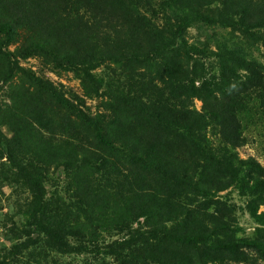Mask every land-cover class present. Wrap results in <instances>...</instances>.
Instances as JSON below:
<instances>
[{
  "label": "rangeland",
  "instance_id": "1",
  "mask_svg": "<svg viewBox=\"0 0 264 264\" xmlns=\"http://www.w3.org/2000/svg\"><path fill=\"white\" fill-rule=\"evenodd\" d=\"M109 1L0 0V22L8 21L12 25L0 30V262L129 264L132 259L126 256L129 253L121 244L135 233L145 232L148 226L141 213L142 209L149 208L167 213L163 219H172L170 224L174 227L189 229L195 219H203L206 229L213 231L212 239L221 241L227 237L252 239L257 229L264 227L250 214L252 196L230 188L223 177L211 179L216 184L209 195L181 183L163 181L154 171L136 166L110 147L103 146L93 127L85 125L47 93L35 91L21 69L11 72L10 58L1 47L6 34L10 33L9 49L20 55L44 29L53 27L51 23L62 26L68 15L75 17L64 10H75L72 6H77L81 17L82 12L87 15L91 10L109 13V16L114 13L126 28L121 13L115 12ZM140 1L127 5L132 13L161 24L167 16L176 15L172 10L179 9L182 15L183 7L186 8L184 0ZM263 3L264 0H189L187 13L204 11L212 19L235 21L240 26H222L217 21L202 19L192 22L186 32L189 44L200 46L206 54H194L191 58L192 62L198 61V66L196 71L191 70L196 75L191 76L187 86L175 85L181 87L177 92L178 104L186 105L191 113L206 114L212 104L231 94V90L220 89L217 84L230 79L247 81L250 73L246 67L253 72L261 71L263 76L262 86H248L249 91L254 97L264 94V20L258 9ZM80 22L84 23V19ZM19 57L21 67L51 83L89 116L103 120L110 129L117 128L120 108L116 93L129 88L125 86L130 81L129 67L114 60L96 68H85V65L62 66L37 53ZM227 60L236 71L235 76L222 68ZM147 70L139 67L134 77L147 81L151 78ZM189 87L201 93L186 98L185 90ZM261 96L257 100L259 105L264 102V95ZM25 99L30 109L15 111L24 105L19 100ZM133 112L126 115L138 124L137 132H141L142 139L146 136L144 129L149 130L156 124L143 113L134 115ZM120 122L121 116L118 124ZM214 125L216 121L209 126L213 145L219 136ZM244 125L243 143L236 152L240 159L253 158L264 168V111L255 112L252 118L246 116ZM164 132L168 136L165 155L170 156L172 152L175 159L181 160L179 133L173 129ZM30 178L38 179L43 185L45 202L41 206L35 203ZM203 207L215 217H204ZM258 209L259 214H264V204ZM209 219H213L211 224H207ZM224 223L227 227L221 226ZM68 226L77 236L67 233L70 232ZM46 228L64 231V243L54 244ZM129 230L134 233L129 235ZM81 245L88 248L82 249ZM148 249V245L140 241L134 252L142 258ZM149 250L154 255L161 251L162 255L157 258L163 256L162 262L178 252L180 264L181 261L182 264H264L256 249L243 245L233 251H220L205 244L177 249L176 244L161 247L156 243L150 245ZM162 262L149 259L147 263Z\"/></svg>",
  "mask_w": 264,
  "mask_h": 264
},
{
  "label": "trees",
  "instance_id": "2",
  "mask_svg": "<svg viewBox=\"0 0 264 264\" xmlns=\"http://www.w3.org/2000/svg\"><path fill=\"white\" fill-rule=\"evenodd\" d=\"M131 1L135 0L109 1L112 3L113 10L121 13L123 22H126V28L121 25L120 18L114 13L109 16V13L91 10L87 12V15L82 12L81 17L77 6H72L75 10H64L75 17L68 15L62 26H59V23H51L53 27L47 31L44 29L46 33L40 34L20 55L9 49L10 33L6 34L1 41V47L10 58L11 72L21 69L35 91L47 93L52 100L75 114L85 125L93 127L98 141L103 146L110 147L121 158L136 166L154 171L162 177L163 181L181 183L203 195H209L212 194V186L216 184V178L223 177L225 184H228L230 188H236L243 194L248 193L252 196L249 199L250 214L258 224L264 226V214L258 213L259 206L264 204V168L253 158L240 159L236 152L243 143L246 116L252 118L255 112L264 111V102L261 101L260 105L257 103L258 98L264 94L259 93L254 97L248 89V86L251 88L262 86L261 71L255 69L253 72L246 67L250 73L247 81L239 82L238 79L236 81L230 79L223 84H217L220 89L231 90V94L212 104L211 110L206 114L191 113L186 105L177 103L179 99L177 92L181 87L175 85L182 84L183 88L187 86L191 76L196 75L191 70L196 71L198 66V61L192 62L191 58L194 54H204L205 50L198 45L189 44L186 32L193 21L202 19L216 22L217 20L205 15L204 11L187 13L190 4L189 0H184L186 4V8L183 7L184 13L181 15L178 12L179 9L172 10L176 15L167 16V20L161 24L147 17L133 14L127 6L131 4ZM138 1L141 2L136 0ZM178 2L181 3V1ZM139 4H136V7H139ZM169 8H172V5ZM258 9L263 14L264 20V3L258 6ZM81 19H84V23L80 22ZM217 22L222 26H240L239 23L226 19ZM6 25L12 26L8 21H1L0 30H3ZM33 53L49 57L56 63L68 67L85 65V68H96L108 60L121 62L126 68L129 67L130 81L125 85L129 88L116 93V103L120 108L117 113L118 119L121 116L120 124L117 119V128L110 129L103 120L100 122L89 116L79 106L60 94L51 83L21 67L18 56L23 58ZM191 62L194 65L193 69L190 66ZM142 66L145 70L148 69L151 75L147 81H139L135 78L137 74L135 72ZM222 68L231 71V74L235 76L236 71L229 66L228 60ZM185 91L186 98H194L201 93L200 90L195 91V87H189ZM13 100L16 101V99ZM19 103L24 105L15 111L30 109L26 99L19 100ZM11 107L14 109V103ZM130 111H134V115L143 113L156 124L149 130L144 129L146 136L142 139H140L141 132L140 134L137 132L138 124L135 125L134 120L126 115ZM214 121L217 125L212 127L219 130L215 145L209 132L210 123L212 125ZM171 129L176 130L180 136L178 146L181 151V160L175 159L172 152L170 156L165 155L168 136L164 130ZM213 178L214 182L211 181ZM29 183L34 187L33 196L36 201L34 202L37 206H41L45 202L43 185L36 178H30ZM39 208L37 207V210ZM203 208L204 217L208 215L215 217L205 207ZM142 210L141 217L144 218L148 228L143 234L135 233L131 239H125L121 244L123 250L129 253L126 256L132 259L129 264H148L149 259L152 262L161 263L163 256L157 258L162 255L161 251L154 255L149 250L150 245L153 246L156 243L161 247L176 244L177 249L180 246L194 247L197 244H205L220 251H233L243 245L256 249L264 259V227L258 228L256 236L252 239L227 237L225 241H221L217 238L212 239L213 231L206 229L203 219H195L189 229L179 228V225L174 227L170 224L173 223L172 219H163L167 213L152 208ZM207 222L211 224L213 219ZM221 226L227 227V224L224 223ZM51 228L45 229L51 240L54 244L62 245L65 240L64 231L58 232ZM68 230L70 232L67 233L71 236H77L72 227L68 226ZM133 233L131 230L128 232L129 235ZM139 240L149 247L145 257L142 258L134 252V247L140 244ZM81 246H83L82 249L88 248L86 245ZM173 253L175 254L176 251ZM116 254L120 255L118 252ZM178 254L177 252L172 259L165 258L162 263L180 264ZM0 264L7 263L3 261Z\"/></svg>",
  "mask_w": 264,
  "mask_h": 264
}]
</instances>
